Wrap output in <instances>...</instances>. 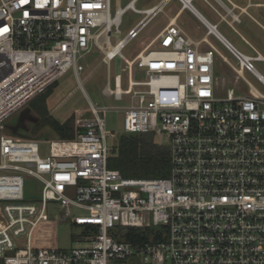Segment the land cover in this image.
<instances>
[{
    "label": "built area",
    "instance_id": "2783aa9c",
    "mask_svg": "<svg viewBox=\"0 0 264 264\" xmlns=\"http://www.w3.org/2000/svg\"><path fill=\"white\" fill-rule=\"evenodd\" d=\"M178 1L185 7L191 0ZM202 1L230 27L246 14L264 31L247 12L264 18V0L245 7ZM128 10L140 14L133 0L124 7L114 0L113 15L111 0H0V129L69 70L77 78L81 59L98 48L107 66L118 56L127 69L125 91L104 90L116 101L130 96L120 108L123 132L164 135L169 159L165 178H127L108 168L109 107L89 99V116L75 119V139L49 141L45 158L38 140L0 137V264H264V93L241 76L247 71L264 89L253 66L264 56L247 41L254 55L241 53L206 23L205 36L194 40L171 21L129 61L121 51L158 6L112 45ZM208 35L235 59L237 68L222 57L248 95L218 97V52ZM135 68L144 81L134 80ZM26 176L42 186L36 201L24 199ZM48 202L64 210L59 221L97 230L82 234L86 245L55 246L44 232ZM71 208L86 214L73 216Z\"/></svg>",
    "mask_w": 264,
    "mask_h": 264
},
{
    "label": "rangeland",
    "instance_id": "374dc122",
    "mask_svg": "<svg viewBox=\"0 0 264 264\" xmlns=\"http://www.w3.org/2000/svg\"><path fill=\"white\" fill-rule=\"evenodd\" d=\"M128 1L119 0L120 7H124ZM147 1L140 0L135 4V8H145ZM209 1L214 5L212 0ZM259 1L261 0H252L253 3ZM157 2L158 0H153V3ZM192 4L204 14L210 23L216 24L219 22V18L202 0H193ZM236 4L240 7H245L247 1L238 0ZM179 6V3L173 0L166 8L167 14L172 16L174 14L172 10H177ZM247 12L264 27V18L259 10L250 8ZM113 14L114 0H111V15ZM141 18L142 15L130 10L126 11L121 17L120 33L112 34L111 44L114 45L122 39L129 29ZM239 19L238 23L233 22L231 24L232 27L224 22H219L217 25L218 32L241 53L254 55L249 45L246 44L245 41H247L264 56V31L262 28L254 23L246 14H242ZM165 22L164 15H158L157 13L143 27L137 38L125 46L121 51L122 56L129 61L132 60L145 45L153 40ZM178 25L194 40H201L207 31L206 27L193 18L188 10L182 14ZM207 40L220 55L213 52V74L218 84L219 98H225L228 90H233L235 96L248 95L247 85L244 80L250 83L257 91L264 93L263 87L247 71H243L241 74L244 80L240 77L236 78L235 72L223 61L222 57L236 68L237 62L219 40L213 35H208ZM202 47H205V45H202ZM157 48H159V44L154 42L152 49ZM103 59V51L93 48L88 55L81 59L80 64L83 66V70L77 78L73 71L69 70L51 86V94L46 100V107L48 115L59 123H63L71 117H73L74 123L77 118L88 117V99L98 106L109 107L105 115V131L113 135V137H107V146L113 151L116 149L119 137L124 133L123 115L120 108L130 102V96L122 93L121 100L116 101L113 93L104 92L107 86L110 91H115L117 84H119L122 92L125 91L127 89V69L118 56L108 66L103 62ZM253 66L258 74L264 78V62H253ZM145 79L143 71L135 68L134 80L144 81ZM39 123L40 117L29 107V104H26L2 124L0 137H13L19 140H38L39 154L42 158H45L49 155V141H57L59 139L48 126L37 127ZM153 142L158 146H166L168 143L164 135L153 136ZM41 187L40 182L36 179L26 176L24 181L25 201L32 202L38 200ZM70 212L73 216L86 214L84 211L74 208H71ZM63 213L64 210L60 209L57 203L48 202L47 215L49 223L45 226L44 232L51 235L55 246L61 250H70L86 245V242L81 239L84 227L72 225L69 220L64 222L59 221L58 216Z\"/></svg>",
    "mask_w": 264,
    "mask_h": 264
},
{
    "label": "trees",
    "instance_id": "16d2710c",
    "mask_svg": "<svg viewBox=\"0 0 264 264\" xmlns=\"http://www.w3.org/2000/svg\"><path fill=\"white\" fill-rule=\"evenodd\" d=\"M51 86L28 103L40 117L37 127L48 126L59 140H74L76 129L73 117L59 123L48 115L46 100L51 94ZM107 166L127 178H165L169 174L168 152L165 146L153 142L152 135L123 133L108 158ZM96 231L93 227H86L82 233L85 235ZM135 231L130 229L128 233Z\"/></svg>",
    "mask_w": 264,
    "mask_h": 264
},
{
    "label": "crops",
    "instance_id": "0c3cea01",
    "mask_svg": "<svg viewBox=\"0 0 264 264\" xmlns=\"http://www.w3.org/2000/svg\"><path fill=\"white\" fill-rule=\"evenodd\" d=\"M130 1H132V0H129L128 2H130ZM134 1V4H136L137 2H139L140 0H133ZM165 1V2H164ZM173 0H158V2L157 3H153V0H148L147 2H146V7L145 8H142V9H138L139 11H140V14L139 15H142V18H143V12L144 11H147V10H149V9H152L153 7H157L158 6V15L159 14H163L164 15V18H165V20H166V22H165V24H163L161 27H160V29L158 30V33L162 30V29H164L167 25H168V23L169 22H171V21H173V23L176 25V26H178L179 28H181L179 25H178V21L180 20V18H181V16H182V14L186 11V10H188V12L190 13V15L193 17V18H195L198 22H200L203 26H205L204 25V23H206V25L208 24V25H210V27L211 26H217L218 25V23L220 22H218V23H216V24H212V23H210L206 18H205V16H204V14L198 9V8H196L193 4H192V2H193V0H191L190 1V5H191V7H192V9L191 10H189V8H187V7H182V5L180 4V2L178 1V0H175V1H177L178 3H179V8L177 9V10H172V12L174 13L172 16H169L168 14H167V12H166V8H167V6L172 2ZM141 18V19H142ZM152 19H150L148 22H150ZM147 22V23H148ZM146 23V24H147ZM182 29V28H181ZM183 30V29H182ZM207 30V29H206ZM224 40H226L219 32H218V30L216 31ZM187 34V33H186ZM188 35V34H187ZM227 41V40H226ZM228 42V41H227Z\"/></svg>",
    "mask_w": 264,
    "mask_h": 264
},
{
    "label": "bare ground",
    "instance_id": "6f19581e",
    "mask_svg": "<svg viewBox=\"0 0 264 264\" xmlns=\"http://www.w3.org/2000/svg\"><path fill=\"white\" fill-rule=\"evenodd\" d=\"M186 3V2H185ZM208 27V29L210 30V33L213 34L214 36H216L218 39H220L221 41H224V39L216 32L217 30L214 29V27H210V25H206ZM110 53H113L116 49L114 47H110ZM121 92V89L119 87L116 88V90L113 93H117L119 94Z\"/></svg>",
    "mask_w": 264,
    "mask_h": 264
},
{
    "label": "water",
    "instance_id": "95a60500",
    "mask_svg": "<svg viewBox=\"0 0 264 264\" xmlns=\"http://www.w3.org/2000/svg\"><path fill=\"white\" fill-rule=\"evenodd\" d=\"M164 2H165V1H164ZM189 6H190V8H192L191 5H190L188 2H186V3H185V7H189ZM225 41H226V40H225Z\"/></svg>",
    "mask_w": 264,
    "mask_h": 264
}]
</instances>
